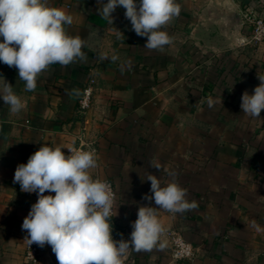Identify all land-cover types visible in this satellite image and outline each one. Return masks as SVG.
<instances>
[{"label": "crops", "instance_id": "crops-1", "mask_svg": "<svg viewBox=\"0 0 264 264\" xmlns=\"http://www.w3.org/2000/svg\"><path fill=\"white\" fill-rule=\"evenodd\" d=\"M176 2L181 12L163 29L173 43L160 51L145 48L123 7L110 24L97 0H48L73 16L67 32L85 41L86 60L52 65L31 92L16 68L0 62V77L26 104L13 114L0 99V264H29L22 223L38 194L14 182L17 166L43 145L69 155L81 140L97 144L93 177L114 185L115 240L130 239L141 205L157 207L144 199L152 195L149 173L162 186L175 180L198 204L181 214L158 210L165 247L129 250L124 264H264V110L253 118L240 107L264 74V44L241 43V13L264 0ZM90 77L92 105L82 115L77 98ZM173 230L195 248L192 261L171 257ZM50 250L46 244L39 264H48Z\"/></svg>", "mask_w": 264, "mask_h": 264}, {"label": "clouds", "instance_id": "clouds-1", "mask_svg": "<svg viewBox=\"0 0 264 264\" xmlns=\"http://www.w3.org/2000/svg\"><path fill=\"white\" fill-rule=\"evenodd\" d=\"M99 15L113 24V12L123 7L125 17L140 37H146L145 48L162 51L173 43L163 30L179 16L181 5L176 0H97ZM73 16L49 5L48 0H0V62L18 71L26 92L34 91L38 78L54 64L66 67L86 60L82 50L85 41L72 36L66 26ZM101 60L116 62L118 55H102ZM123 71V68L121 69ZM3 78V77H0ZM259 85L254 92L245 91L241 97V111L260 118L264 110V74H258ZM0 99L13 114L26 108L25 102L4 78ZM222 102V101H221ZM209 107L216 101L209 97ZM65 155L60 147L43 145L26 164H19L14 182L21 191L37 193L24 218L22 229L27 232V243L51 246L58 264H124L129 250L151 251L161 242L165 229L158 210L181 214L198 207L195 200L186 198L187 189L173 180L165 186L149 173L152 195L157 207L141 205L132 223L129 240L113 238L114 193L107 181L94 178L91 170L98 166L95 149L73 151ZM160 170L159 164L151 165ZM45 192L55 195H45ZM117 215V212L116 214Z\"/></svg>", "mask_w": 264, "mask_h": 264}, {"label": "built area", "instance_id": "built-area-1", "mask_svg": "<svg viewBox=\"0 0 264 264\" xmlns=\"http://www.w3.org/2000/svg\"><path fill=\"white\" fill-rule=\"evenodd\" d=\"M242 21L247 26V33L241 38V43L245 45L255 46L258 44H264V5L259 7H247L241 13ZM95 79L90 77L83 86L78 98H77V111L79 114H85L92 105L93 92H94ZM80 139V138H79ZM89 148L95 149L97 155V144L95 141H83L81 140L78 150H89ZM102 181L110 183L112 191L114 193V201L116 198V192L111 180L106 178H98ZM114 209V205H113ZM113 211V210H112ZM27 232L24 231V237H27ZM170 245H171V257L174 260L192 261L196 256V251L193 245L186 241L178 231H171L170 233ZM45 247V246H44ZM44 247H40L36 244L29 246L27 240H25L24 259L29 264H39L40 258Z\"/></svg>", "mask_w": 264, "mask_h": 264}, {"label": "rangeland", "instance_id": "rangeland-1", "mask_svg": "<svg viewBox=\"0 0 264 264\" xmlns=\"http://www.w3.org/2000/svg\"><path fill=\"white\" fill-rule=\"evenodd\" d=\"M48 264H58L55 254L50 250V254L48 255Z\"/></svg>", "mask_w": 264, "mask_h": 264}, {"label": "water", "instance_id": "water-1", "mask_svg": "<svg viewBox=\"0 0 264 264\" xmlns=\"http://www.w3.org/2000/svg\"><path fill=\"white\" fill-rule=\"evenodd\" d=\"M235 18H237V19H238V18H239V17H238V15H235Z\"/></svg>", "mask_w": 264, "mask_h": 264}]
</instances>
